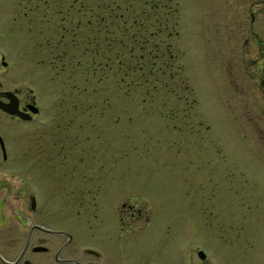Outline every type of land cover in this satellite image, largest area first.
I'll use <instances>...</instances> for the list:
<instances>
[{"label": "rangeland", "instance_id": "374dc122", "mask_svg": "<svg viewBox=\"0 0 264 264\" xmlns=\"http://www.w3.org/2000/svg\"><path fill=\"white\" fill-rule=\"evenodd\" d=\"M55 4L38 19L42 62L22 72L52 66L44 95L58 103L63 89L59 123L75 134L84 121L85 165L113 167L123 198L143 189L166 219L207 221L211 246L264 264V84L252 49L264 0H69V14ZM185 235L165 237L183 246Z\"/></svg>", "mask_w": 264, "mask_h": 264}, {"label": "flooded vegetation", "instance_id": "af4514ba", "mask_svg": "<svg viewBox=\"0 0 264 264\" xmlns=\"http://www.w3.org/2000/svg\"><path fill=\"white\" fill-rule=\"evenodd\" d=\"M55 3L69 14V0H0V264H244V249L211 246L207 221L168 220L143 189L126 198L113 190V167L85 165L84 121L76 134L59 123L69 113L63 89L60 102L46 101L57 79L52 66L40 77L22 72L23 63L42 62L38 19ZM260 30L252 49L262 85ZM179 229L183 246L165 237Z\"/></svg>", "mask_w": 264, "mask_h": 264}]
</instances>
